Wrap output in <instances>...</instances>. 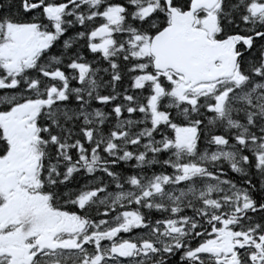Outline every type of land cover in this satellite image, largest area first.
<instances>
[{
  "label": "snow or ice",
  "instance_id": "6c2138e0",
  "mask_svg": "<svg viewBox=\"0 0 264 264\" xmlns=\"http://www.w3.org/2000/svg\"><path fill=\"white\" fill-rule=\"evenodd\" d=\"M0 264H264V0H0Z\"/></svg>",
  "mask_w": 264,
  "mask_h": 264
}]
</instances>
